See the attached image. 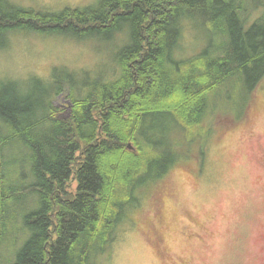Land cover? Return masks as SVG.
<instances>
[{
    "label": "trees",
    "instance_id": "16d2710c",
    "mask_svg": "<svg viewBox=\"0 0 264 264\" xmlns=\"http://www.w3.org/2000/svg\"><path fill=\"white\" fill-rule=\"evenodd\" d=\"M246 3L97 0L52 10L0 0V49L12 33L122 37L112 77L59 66L48 79H0V264H96L126 219L125 206L138 203V189L148 192L195 149L205 155L218 88L232 83L251 98L264 77V13L244 29ZM198 15L223 40L173 60L181 19ZM63 94L70 99L64 118L54 104ZM17 142L31 180L5 173ZM17 217L25 237L9 241L6 225Z\"/></svg>",
    "mask_w": 264,
    "mask_h": 264
},
{
    "label": "rangeland",
    "instance_id": "374dc122",
    "mask_svg": "<svg viewBox=\"0 0 264 264\" xmlns=\"http://www.w3.org/2000/svg\"><path fill=\"white\" fill-rule=\"evenodd\" d=\"M96 1L10 0L52 10ZM245 1L247 29L264 13V6L256 5L259 0ZM205 22L202 15L181 19L179 45L170 54L173 60L190 58L223 40ZM120 43V35L104 42L12 33L8 46L0 49V79L22 80L30 75L48 79L53 68L59 66L75 71L87 69L98 75L107 71L106 76L112 77L116 70L114 51ZM262 79L251 98L241 95L232 83L218 88L207 112L211 132L205 155L202 157L195 149V156H183L182 163L148 192L138 189V203L125 206L126 219L104 253L95 256L96 264H264ZM69 100L66 94L54 98L59 117L69 114ZM246 103L243 117L238 118ZM22 148L17 142L7 150L5 173L19 170L31 180L29 156H19ZM75 185L70 181L68 190L73 192ZM15 222L10 220L6 225L8 240L17 234L22 241L25 235L20 217Z\"/></svg>",
    "mask_w": 264,
    "mask_h": 264
}]
</instances>
